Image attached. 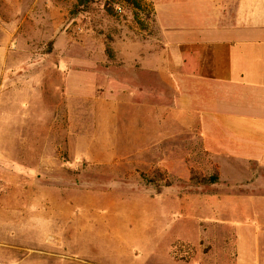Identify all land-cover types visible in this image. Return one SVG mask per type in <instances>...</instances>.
<instances>
[{
	"label": "rangeland",
	"instance_id": "374dc122",
	"mask_svg": "<svg viewBox=\"0 0 264 264\" xmlns=\"http://www.w3.org/2000/svg\"><path fill=\"white\" fill-rule=\"evenodd\" d=\"M91 1L0 0V264L13 246L39 264H234L204 203L216 164L155 126L172 91L149 4Z\"/></svg>",
	"mask_w": 264,
	"mask_h": 264
},
{
	"label": "crops",
	"instance_id": "0c3cea01",
	"mask_svg": "<svg viewBox=\"0 0 264 264\" xmlns=\"http://www.w3.org/2000/svg\"><path fill=\"white\" fill-rule=\"evenodd\" d=\"M147 1L160 37L155 73L172 91L163 111L171 122L155 126L197 136L223 187L205 207L221 211L223 242L234 235V264H264V0ZM12 248L9 264H39Z\"/></svg>",
	"mask_w": 264,
	"mask_h": 264
},
{
	"label": "trees",
	"instance_id": "16d2710c",
	"mask_svg": "<svg viewBox=\"0 0 264 264\" xmlns=\"http://www.w3.org/2000/svg\"><path fill=\"white\" fill-rule=\"evenodd\" d=\"M104 1L106 3L105 4L106 6L109 5L108 3L110 2V0H104ZM121 1H124L127 4L133 6L135 9H137L140 12L143 11L142 9L145 7V6H143L144 5L143 0H121ZM76 2H77L76 3L77 7L81 8V9H86L92 3L91 0H76ZM147 3L149 4V6H146V7L150 9V11L152 12V14L154 16L151 4L148 1H147ZM76 13H78V12L76 11ZM135 20H137V19H135ZM106 53L108 55L111 54V50L108 47H106ZM192 179H195L196 182L199 184H211V185H213L218 180V173L215 170L211 176H207V177H205V176L193 177L192 176Z\"/></svg>",
	"mask_w": 264,
	"mask_h": 264
}]
</instances>
